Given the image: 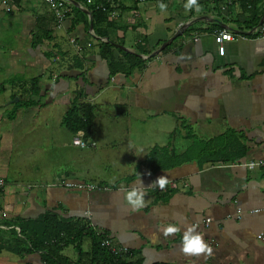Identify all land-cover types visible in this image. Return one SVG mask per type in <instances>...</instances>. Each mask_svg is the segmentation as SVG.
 Masks as SVG:
<instances>
[{"label": "crops", "instance_id": "obj_1", "mask_svg": "<svg viewBox=\"0 0 264 264\" xmlns=\"http://www.w3.org/2000/svg\"><path fill=\"white\" fill-rule=\"evenodd\" d=\"M62 1L83 10L88 25L78 16L79 23L68 32L73 16L58 24L45 0H0V264H45L41 252L25 254L20 246L33 234L42 238L40 220L48 214L71 222L85 220L113 245L139 253L142 264H264V168L245 167L264 159V36L257 26H248L249 5L197 0L198 9H186L187 0L117 1L102 26L115 48L113 61L123 66V51L140 56L144 64L129 77H110L107 62L98 55L99 38L89 29L90 13L74 0L77 6ZM256 1L264 13V0ZM161 4L167 5L163 11ZM181 27L180 35L160 50ZM221 30L231 35L223 55L214 41ZM81 55L86 59L84 78L80 70H67ZM34 78H39V103L45 106L12 114V103L32 93L28 91ZM82 92L85 97L78 103L93 105L94 115V101L100 99L111 115L115 113L121 130L111 139L103 135L101 148L123 156L121 161L132 170L114 184L85 181L71 172L44 176L36 183L14 174L10 178L15 167L9 156L15 145L18 140L30 143L27 136L15 135L18 124L34 123L42 114L48 130L45 112L66 109L63 120ZM2 98L10 102L3 104ZM94 122L88 139L72 134L60 121L44 140L79 148L73 141L80 138L93 147ZM4 124L9 125L6 131ZM195 144L200 145L201 158L209 161L202 168L196 161L155 172L147 165L153 149H159L158 162L168 158L170 163L172 153ZM160 176L169 179L163 190L151 187ZM69 181L97 188L68 189L64 183ZM134 186L145 192L146 203L137 209L125 198ZM169 223L181 231L165 237L160 229ZM194 223L211 246V255L186 256L181 251L184 230ZM67 248L62 254L76 259L74 248L72 256L65 254ZM88 249L84 240L82 250Z\"/></svg>", "mask_w": 264, "mask_h": 264}, {"label": "trees", "instance_id": "obj_2", "mask_svg": "<svg viewBox=\"0 0 264 264\" xmlns=\"http://www.w3.org/2000/svg\"><path fill=\"white\" fill-rule=\"evenodd\" d=\"M80 5L84 6L86 10L91 15V21L93 24L94 34L99 38L98 43V55L99 58L105 60L108 64L109 75L114 76L118 73L124 74L126 77L132 75L135 71L140 70L143 67L144 60L140 56L132 53L121 52L124 58V65L118 64L113 61L112 51L114 48L111 42L102 41L105 38H109L108 32L102 26L107 24V18L111 11V8L106 5L104 11L97 9L96 6L101 2V0H91L90 4H87V0H74ZM244 8H248L249 22L248 26L252 29L256 27L262 17V10L258 9L256 0H242L241 1ZM71 13H67L66 17L71 18V26L68 29V32H72L75 29V26L78 22V16L83 18V23L85 26L88 25V20L86 13L78 7L69 4ZM108 26V25H107ZM45 33H41L43 36ZM45 37V36H44ZM37 44L41 43V36L36 38ZM110 39V38H109ZM49 58V56H47ZM77 64H73L67 67V70L77 69L80 70L81 76L84 78L85 66L84 62L86 61L83 55L76 56ZM39 78H34L32 81L30 95L27 97H18V100L13 102V111L12 114H15L16 111L20 108H28L32 106H38L39 109L45 106L44 103H39L42 99L39 96ZM2 90V87H1ZM0 90V91H1ZM81 97H85L83 92L79 95L77 93L76 97L72 100L71 108L65 113L62 120V125L71 132L72 134H77L79 131L83 132L84 139H88L92 135V126L95 119L94 115V106L90 103L83 102L78 103V100ZM16 96H13L12 99H15ZM34 98L36 100H34ZM39 103V104H38ZM200 145L195 144L186 148L182 153L171 154L170 163L167 162H158V151L159 149H153L150 153V158L147 161V165L151 171H156L164 168H171L175 166H181L184 163L196 161V164L199 168H202L209 161H205L201 158ZM166 150L165 156L168 157L169 153ZM151 157H154L153 159ZM174 159V160H173ZM102 188L104 184H99ZM40 221L43 222L42 238L33 234L32 237L26 238L28 244L25 246L21 245L20 250L22 253H34L41 252L42 260L45 264H142V259L139 256V253H133L127 251V253H112L109 249H106L101 246L102 240L106 237V234L101 236H96L94 229L88 227V224H85V220L74 221L65 220L56 217L54 214H48L44 216ZM81 223V224H80ZM87 240L89 242L88 251L84 252L82 250L83 242ZM73 246L76 251V259H71L62 254V251L69 247ZM18 254H21L17 251Z\"/></svg>", "mask_w": 264, "mask_h": 264}, {"label": "rangeland", "instance_id": "obj_3", "mask_svg": "<svg viewBox=\"0 0 264 264\" xmlns=\"http://www.w3.org/2000/svg\"><path fill=\"white\" fill-rule=\"evenodd\" d=\"M2 99L3 104L10 102L6 98ZM94 103L97 105L94 133L98 135L94 134L93 136L95 141L93 147H86L85 149L74 148L69 145L59 147L55 146V142L44 140V136L54 134V129L58 122L62 121L66 109H52L45 112L50 121L48 130L47 124L41 123L42 118H46V115L42 114L36 118L34 123L18 124L19 127L16 128L15 135L20 136V138L27 136L30 143L26 140H18L14 151L9 156L11 167H15L9 172V177L11 178V175L14 174L25 183H36L41 182L44 176L52 178L60 175L62 177L64 172H71L73 177L82 178L85 181L92 179L114 184L118 180H122L132 170V165L123 163L121 161L123 156L120 157L116 152L112 153L110 149L101 148L103 138L111 139L116 129L121 130L122 125L114 120L115 113L111 115L110 110L102 104L101 99L94 101ZM6 111V114L9 113V110ZM3 126V130L6 131L9 125L4 124ZM64 133L71 137L68 132L65 131ZM103 135L104 137L101 138ZM119 150L127 152L128 148H120ZM65 254L72 256L74 254L73 248H67Z\"/></svg>", "mask_w": 264, "mask_h": 264}, {"label": "clouds", "instance_id": "obj_4", "mask_svg": "<svg viewBox=\"0 0 264 264\" xmlns=\"http://www.w3.org/2000/svg\"><path fill=\"white\" fill-rule=\"evenodd\" d=\"M193 6L199 8L197 0H187L185 4L186 9H190ZM161 10H165L167 5L161 4ZM219 39V38H218ZM227 39V37H225ZM221 53L223 54V49H221ZM77 135H83V133H77ZM77 145H80V141H75ZM169 183V179L167 176H160L154 181L151 187H159L163 190L167 184ZM141 184L143 185L142 181ZM126 200L130 206L134 209L143 207L146 203L145 201V192L142 186H134L130 191L126 193ZM198 224L189 225L183 233L181 251L186 256H199L200 254H212V248L204 239V233L197 230ZM160 231L163 233L165 237L173 236L181 231V228L176 224L169 223L167 226L162 227Z\"/></svg>", "mask_w": 264, "mask_h": 264}, {"label": "built area", "instance_id": "obj_5", "mask_svg": "<svg viewBox=\"0 0 264 264\" xmlns=\"http://www.w3.org/2000/svg\"><path fill=\"white\" fill-rule=\"evenodd\" d=\"M117 1H119V0H101V2L96 6V8L104 11L106 5H108L110 7V6L114 5ZM134 1H136L138 3H145L147 0H134ZM237 1H242V0H237ZM45 2L51 6L57 23L61 24L64 21V19L66 18V14L69 13V9H68L69 4L65 1H62V0H45ZM91 2H92L91 0H87V4H90ZM258 30H259L260 34L262 36H264V20H263L262 24L258 27ZM225 37H227V39H225ZM230 39H231V35L228 32L223 31V30L216 32V34L214 36V41L218 47V52L220 55H223L225 52V48L223 45L224 42L229 41ZM71 42H72V44L76 45L74 39H72ZM221 49H223V54L221 53ZM77 50H79V48ZM75 141H80L81 144L77 145L76 143H74ZM73 144L75 146L81 148V149H84L86 147V143L80 138L74 139ZM245 167L248 170H255V169L264 168V159H260L258 161H249L245 164ZM3 186H4V183L0 181V191L3 188ZM64 186L68 189H75V190H79V191L80 190L91 191V190H94L97 188V186L92 184V183L86 184L83 182H70V181L65 182ZM171 186L175 187V185H173V184ZM207 221H209V220H207ZM88 227L92 228V225L89 224ZM94 231L96 233V236L103 235L101 233V231H97V230H94ZM101 246L106 248V249H109L112 253H122V254L127 253V250L125 248L113 245L109 236H106L102 240Z\"/></svg>", "mask_w": 264, "mask_h": 264}, {"label": "water", "instance_id": "obj_6", "mask_svg": "<svg viewBox=\"0 0 264 264\" xmlns=\"http://www.w3.org/2000/svg\"><path fill=\"white\" fill-rule=\"evenodd\" d=\"M68 2H70V3H74L75 4V2H73V0H67ZM76 6H77V4H75ZM88 13V12H87ZM88 15H89V13H88ZM263 20H264V13H263V16L261 17V19H260V21H259V23H258V25H257V27H259L261 24H262V22H263ZM89 29L92 31L93 30V25H92V23L90 22V26H89ZM183 27H181L180 29H178V31L174 34V35H172V37L168 40V41H166V42H164L163 43V45L160 47V50H162V49H164L169 43H171L178 35H180V33L183 31ZM104 41L105 42H110L109 40H108V38H105L104 39ZM117 48H119V46L118 45H116V44H114Z\"/></svg>", "mask_w": 264, "mask_h": 264}]
</instances>
